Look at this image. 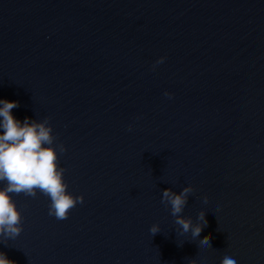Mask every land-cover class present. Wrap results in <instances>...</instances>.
I'll return each mask as SVG.
<instances>
[{
    "label": "water",
    "instance_id": "obj_1",
    "mask_svg": "<svg viewBox=\"0 0 264 264\" xmlns=\"http://www.w3.org/2000/svg\"><path fill=\"white\" fill-rule=\"evenodd\" d=\"M0 100L50 118L84 197L60 221L12 194L15 264H264V0H0ZM188 185L195 240L161 203Z\"/></svg>",
    "mask_w": 264,
    "mask_h": 264
},
{
    "label": "clouds",
    "instance_id": "obj_2",
    "mask_svg": "<svg viewBox=\"0 0 264 264\" xmlns=\"http://www.w3.org/2000/svg\"><path fill=\"white\" fill-rule=\"evenodd\" d=\"M163 60L164 57H161L157 64ZM164 95L171 96L168 92ZM16 107L18 102L0 100V129L3 130V134H0V182L5 184L0 188V243L5 245L23 231L22 213L12 199V194L32 198L38 192L43 194L50 200L48 214L60 221L68 219L70 211L77 204L84 203L83 195L73 196L67 190L65 169L58 166V152L63 154L66 148L62 143H55L57 137L53 135L50 118L46 117L42 121L25 118L21 123L12 115V109ZM193 192L191 185L184 187L179 194L165 189L161 194V203L170 206L181 235L190 233L195 240L208 222L204 210L197 214L195 223L191 217L181 215ZM203 203H208L207 196L203 197ZM160 231L158 224H153L149 229L152 236ZM199 246H211L210 236L199 239ZM236 257L237 253L229 250L220 264H237ZM0 264H15V261L0 252ZM190 264H196V261L192 260Z\"/></svg>",
    "mask_w": 264,
    "mask_h": 264
}]
</instances>
